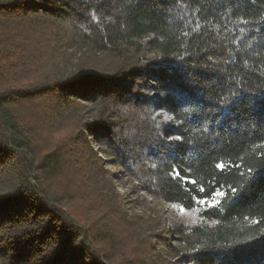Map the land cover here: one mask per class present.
<instances>
[{
	"label": "trees",
	"instance_id": "trees-1",
	"mask_svg": "<svg viewBox=\"0 0 264 264\" xmlns=\"http://www.w3.org/2000/svg\"><path fill=\"white\" fill-rule=\"evenodd\" d=\"M0 264H264V0H0Z\"/></svg>",
	"mask_w": 264,
	"mask_h": 264
},
{
	"label": "rangeland",
	"instance_id": "rangeland-1",
	"mask_svg": "<svg viewBox=\"0 0 264 264\" xmlns=\"http://www.w3.org/2000/svg\"><path fill=\"white\" fill-rule=\"evenodd\" d=\"M108 171H115V169H108ZM116 182L113 180V185L119 194L123 198L122 208L128 210L130 214L141 215L143 222L149 216L156 217L160 215L163 218H168L179 223H193L197 216V211L188 212L181 211V209L172 208L163 203H157L144 193L140 192L139 189L135 188L134 182L130 180L119 181L116 178Z\"/></svg>",
	"mask_w": 264,
	"mask_h": 264
},
{
	"label": "snow or ice",
	"instance_id": "snow-or-ice-1",
	"mask_svg": "<svg viewBox=\"0 0 264 264\" xmlns=\"http://www.w3.org/2000/svg\"><path fill=\"white\" fill-rule=\"evenodd\" d=\"M241 22L242 23H247V21H241ZM177 139H180V137H177ZM232 166L239 167V165H232ZM216 167L218 169L222 170L225 167V165L220 163V164H217ZM172 172L174 173L173 179L177 180L178 182H182L184 185H188V184L195 185L196 184V181L191 179L190 177L182 176L178 169H173ZM232 191L235 192L236 189L233 188ZM198 192L199 193H205L206 190H205V188L203 186H200L198 188ZM226 195H227L226 192L221 191V190H219V188H217V189H215L213 191L207 192L206 193V197L199 198L198 203L207 205L209 207H214L216 204L219 203V200L217 198H225ZM193 199H197V198L193 197ZM181 211H183V209H181Z\"/></svg>",
	"mask_w": 264,
	"mask_h": 264
}]
</instances>
